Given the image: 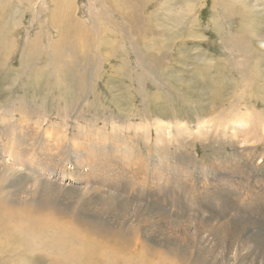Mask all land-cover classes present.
Masks as SVG:
<instances>
[{
    "label": "rangeland",
    "instance_id": "rangeland-1",
    "mask_svg": "<svg viewBox=\"0 0 264 264\" xmlns=\"http://www.w3.org/2000/svg\"><path fill=\"white\" fill-rule=\"evenodd\" d=\"M257 1L0 0V112L25 106L46 120L29 123L33 163L9 172L12 160L0 157V264H264V139L197 131L233 104L264 119ZM156 120L193 134L157 153ZM141 121L151 124L148 140L123 138L146 160L145 177L161 170V185L147 192L128 178L86 177L93 130ZM203 182V195L190 193Z\"/></svg>",
    "mask_w": 264,
    "mask_h": 264
},
{
    "label": "bare ground",
    "instance_id": "bare-ground-1",
    "mask_svg": "<svg viewBox=\"0 0 264 264\" xmlns=\"http://www.w3.org/2000/svg\"><path fill=\"white\" fill-rule=\"evenodd\" d=\"M40 1H42V0H40ZM68 1L69 0H65V2H68ZM244 2L242 3L244 7H249L250 6L249 4H245L246 2L245 3ZM256 2H258V1L256 0ZM43 5H46V3H44ZM215 6H216V4H215ZM191 10H192V8H191ZM250 11L251 10L248 9L247 12H250ZM239 14L241 16L245 15L241 11L239 12ZM228 15H232V13H229ZM235 15H236V13H235ZM225 17L230 19V17H228V16H225ZM193 18H195V17H193ZM227 18H225V19L227 20ZM68 40H67V42H68ZM50 41H52V40H50ZM65 42L66 41L64 40V43ZM56 44L58 45L57 41H56ZM56 44H55L54 47H56ZM61 44H62V42L60 43V46H61ZM257 44H258V46L261 49L264 50V39H261V40L259 39ZM237 45H239V44H237ZM58 47H57V49H62V48H58ZM238 48L240 50H244L243 46H239ZM141 59H142V57H141ZM139 62H140V59H139ZM140 65H141V63H140ZM146 71H149V70L146 69ZM240 106L238 108L237 104L231 105V107L227 111V112L230 113V115L225 117V118H223V117H212V118H210L208 120H205L203 118L202 122H200L198 124V130L197 131L205 130L206 133H208L209 130L213 131V132L220 131L223 135L231 136L232 139L233 138L242 139V141H240V143L242 142L243 144L244 143H249L251 139L254 140V142L258 143L260 139H264V119H262L261 114H258L259 112L257 113L255 111H252V112L251 111H241ZM15 107H11L10 111L1 110V112H0V123H3V122L7 123V126H4L3 128L0 129V157L7 155V157H9V159L12 160L10 165L6 164L5 162L3 163V164L6 165V169L9 172L10 171H17L19 167H25L26 165H28V163H33L34 162V158H35L34 156L36 154L34 152V149L36 148L37 145L32 144V148H31L30 145H27L25 147V145L29 141V140H27V138L30 137V136L33 138L35 136V134H36V133H34L35 128L34 127H30L29 123L32 120H34L36 123L37 122L41 123V121L42 122L46 121L45 118H44L45 116H43V114L39 115V114H37L36 112H34L32 110H28L27 108H25V106H20L19 108L18 107L15 108ZM16 109L18 111H20L18 113L21 114L22 119L16 120V121H14V120L12 121L13 114L17 113ZM7 114H9L10 116L9 115L6 116ZM32 116L35 117V119ZM16 123L19 125V128L15 125ZM118 124H119V122H118ZM150 127H151V124L149 122H142L141 121V122L136 123V124L135 123H129V124L127 123L126 125L113 126V130H112V132L110 134H108V132H106V128H103L101 130H97V129L93 130L94 133L92 134V138L90 137L88 139V143H87L86 150H85L86 152L83 155L87 154V156H89L91 153H93L95 155L93 157V160H94L93 161V163H94L93 168H94V170L90 169V172L88 174H86L85 176L86 177H90L91 176L93 178L94 177H96V178L102 177V178H106V179L110 178L112 180H120V179L124 180L125 178H128L133 186L142 187L144 189V191H147V192L153 191L155 189L154 187L157 186V185L160 186L161 185V181L164 178L162 176V173L160 172L161 170L160 169H156V171H155L156 173L151 178L150 177H145L147 175L145 170H146V167L148 166V165L146 166V163H145L146 160L144 159V157H142L138 153V151L133 146H129L128 144H126L125 143V138H123V136H125L126 132L134 131L135 134L143 135V137L145 136L146 139L148 140L149 138L147 136H148V134L149 135L151 134V133H148V131L150 130L149 129ZM23 128L26 129L27 131L22 132V135L19 133L20 136L17 137L16 136V133L18 132L17 130L18 129H23ZM154 128H155L154 132L156 133V137L154 139L155 140L154 142H155V145H156L155 152H157V153L160 151V145H162V144L166 145L167 143L168 144L169 143H173L174 141H176L178 145H182L183 144L182 140L186 141V139L193 134L192 130L190 129V127L188 125L184 124L183 122H179V121H176L175 123H171V122H167V121L156 120V123L154 124ZM65 132H66V130L63 131V134H65ZM81 134H82V136H81ZM81 134H79L80 135L79 138L85 139V136L83 135V132ZM50 135H49L48 143L49 142H58V141H55L54 139L51 140L50 139L51 138ZM46 136H47V134H46ZM52 136H53V134H52ZM47 138H48V136H47ZM110 138L115 140L114 147H113L111 152H108L107 148H105V147H103V149H101L100 151H97V148H94L99 143L100 144H104ZM45 141H43V142L45 143ZM45 145L47 146V144H45ZM28 147H30L31 149H29ZM48 150H49V148H48ZM49 151H51V150H49ZM114 155H116L117 159L122 160L123 163H125L128 166L132 165V164H138V166L141 168L139 170L144 169L143 170L144 172H142V173L140 172L141 173L140 175H144V177L140 176V175H137V174H132L130 172H126L125 170L117 171L116 168L113 170V167L115 165H113V164L109 165V163L111 162L110 158H113ZM83 157H85V156H81V154L78 155V157L76 159V162H82V161H79V160H81V158H83ZM2 159L3 158L1 157V160ZM7 161L9 162V160H7ZM82 164H83V162H82ZM44 165L45 166H47V165L48 166H52L54 164L50 165L49 163H46ZM1 167L2 166L0 165V171L5 172L4 170H6V169H4V170L2 169L1 170ZM81 169H82V167H81ZM8 171H6V173H9ZM84 173H85V171L83 169L81 170V173H78V176H79L78 180L83 178L82 176H83ZM3 174H5V173H3ZM3 174H2V176H3ZM5 178H7V176ZM208 189H210V186L207 185L206 182H203L200 189H196L194 187V188H192L190 193L191 194H196V196L195 195L194 196L197 197L199 195H203L202 194L203 191H207ZM246 193H244V195H247ZM253 193H252V196H254ZM244 197H247V196H244ZM192 198L194 200V197H192ZM199 200H200V198H199ZM197 201L198 200L196 199V202ZM36 237L39 238L38 236H36ZM49 238L50 237H48L47 239H49ZM51 240H53V238ZM54 240H57V238L54 239ZM54 240H53V242L56 243V241H54ZM58 241H59V243H57V244H60V242H62L61 239L58 240ZM61 245L64 246L65 244L62 243Z\"/></svg>",
    "mask_w": 264,
    "mask_h": 264
}]
</instances>
